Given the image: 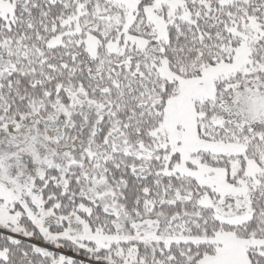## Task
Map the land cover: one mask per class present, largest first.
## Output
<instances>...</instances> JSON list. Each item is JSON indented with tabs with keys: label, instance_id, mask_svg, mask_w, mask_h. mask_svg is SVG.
Returning a JSON list of instances; mask_svg holds the SVG:
<instances>
[{
	"label": "snow or ice",
	"instance_id": "snow-or-ice-1",
	"mask_svg": "<svg viewBox=\"0 0 264 264\" xmlns=\"http://www.w3.org/2000/svg\"><path fill=\"white\" fill-rule=\"evenodd\" d=\"M0 264H264V0H0Z\"/></svg>",
	"mask_w": 264,
	"mask_h": 264
}]
</instances>
